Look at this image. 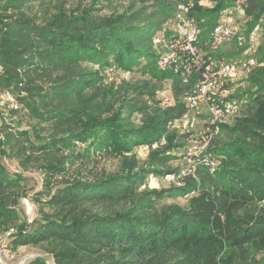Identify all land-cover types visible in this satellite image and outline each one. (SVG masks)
<instances>
[{
  "label": "trees",
  "instance_id": "trees-1",
  "mask_svg": "<svg viewBox=\"0 0 264 264\" xmlns=\"http://www.w3.org/2000/svg\"><path fill=\"white\" fill-rule=\"evenodd\" d=\"M33 1L38 0H0V89L11 91L38 121H53L59 132L35 142L28 130H10L9 124H0V156L9 151L24 155L23 164L33 154L44 158L39 166L41 189L32 195L39 219H21L11 226L10 247L45 245L57 264H96L110 250L133 264H241L235 259L246 244L264 248V210L237 213L264 201V0L237 2L247 18L246 31L258 27L260 35L254 52L256 65L241 79L246 83L247 115L230 127L218 124L217 130H225L227 138L209 137V158L198 159L192 173L185 175L178 166L166 167L175 158L171 151L183 147L191 136L170 127L184 114L182 103L146 113L145 106L124 102L126 115L121 108L113 112V103H108L102 116L87 105L99 93L97 71L88 78L75 70L55 74L47 88L35 79L62 63H87L179 82L171 71L156 67L153 40L163 31V21L187 5L186 15L198 22L202 43L220 13L236 0H210L211 7L198 1L188 5L187 0H153L139 7L132 2L122 12L107 16L97 13V0L73 10L58 3L53 12L45 9L41 18L23 13ZM149 7H155L154 13L162 19L150 18ZM206 64L204 58L195 66L197 72L189 81L197 80ZM238 82L225 89L231 90ZM91 88L96 91L85 96L84 90ZM110 91L102 92L116 95ZM21 93L24 96H18ZM134 111L143 113L139 125L130 120ZM82 113L85 120L79 125L76 119ZM208 126L212 133L217 131L214 124ZM140 146L150 151L147 163L136 172L95 175L90 180L65 178L71 167L88 165L91 154L121 155ZM210 161L216 162L212 173ZM165 174L176 176L180 185L138 190L148 175ZM24 180L20 173L9 174L0 161V226L20 219L18 205L27 197ZM190 192L197 194L188 200L186 210H149L154 200ZM123 203L131 205L103 214L92 210ZM29 264L46 263L37 257Z\"/></svg>",
  "mask_w": 264,
  "mask_h": 264
},
{
  "label": "rangeland",
  "instance_id": "rangeland-1",
  "mask_svg": "<svg viewBox=\"0 0 264 264\" xmlns=\"http://www.w3.org/2000/svg\"><path fill=\"white\" fill-rule=\"evenodd\" d=\"M92 0H38L27 3V7L23 9V13L32 17L41 18L45 9L47 12H53V6L61 3L63 8L67 10L82 9L91 4ZM198 1L206 7H211L213 4L210 0H191ZM244 0H236V4L231 5L226 9V13L229 16L231 23L238 29L239 32H247L246 20L243 10L238 8V3ZM134 3L135 7L141 5H151L153 0L141 1V0H97L95 6L100 7L97 13L101 16H107L110 14H115L122 12L130 3ZM156 12L155 7H149L147 13L150 18L162 19L160 14ZM223 12V11H222ZM221 12V13H222ZM220 13V14H221ZM163 29L165 32H170L174 30L173 22L163 21ZM257 37L260 35L257 33ZM223 44V45H222ZM220 48L215 51L217 54H229V52L234 49L233 43L224 42ZM156 50V48H155ZM75 70L84 74V77H90V73L97 71L98 75L101 77L100 82L97 86L99 88V93L97 96L93 97L89 104V109L94 112H101L104 116V107L108 103H113V112L116 109L121 108V112L126 115V108L122 107L124 102H128L136 107L145 106V112L151 113L154 109L164 108L174 104L175 102L182 103L183 98L188 93L191 85L188 83H181L174 81L172 79H150L148 75L141 74L140 72L130 71L128 76H125L121 70L114 68L111 71H106L103 67H97L96 65H90L87 63L78 64H67L62 63L57 69H54L51 73L37 77L35 80H40L38 83L41 84L43 88H47L49 81L55 74L66 73L68 71ZM169 72V71H168ZM51 74V75H49ZM237 84L232 85L230 95L232 97L246 98L244 95V90L246 89V83L242 80ZM106 89H111V93H116V95H111L110 93L104 94L102 91ZM96 91V88L84 90L85 94H91ZM106 92V91H105ZM92 93V94H93ZM18 96H24V93ZM86 96V95H85ZM116 100V101H115ZM246 102V101H245ZM247 104V105H246ZM244 103L241 111L238 115L234 117H229L217 124H224L230 127L238 118L247 115L248 103ZM104 114V115H103ZM202 114V115H201ZM204 112L201 111L197 117H189L187 125L182 126L177 123L178 126L172 128L177 133L190 132L191 136L186 141V144L178 148L177 150L171 151V155L175 156L174 159L170 160L166 167L178 166L181 170V175H185L189 170H193V164L197 162L198 159L203 158L206 160L209 158V154L206 153L209 137L226 139L227 134L225 130H217L216 132L209 133L205 130V119ZM143 113L140 111H134L131 114L130 120L135 125H139ZM85 120L84 114H80L76 121L79 125ZM4 122L9 124L10 130H28L31 134V140L38 142L39 139L47 140L52 133H58L59 129L53 121L50 122H40L26 112V109L17 102L15 96L11 91L0 89V124ZM208 134V135H206ZM211 135V136H209ZM163 144V141L160 142ZM155 145L153 146V148ZM150 148L148 146H140L134 148L131 152L124 153L121 155H106L103 153L91 154L90 162L85 167L76 168L71 167L65 175L66 179L71 178H83L92 179L95 175L101 174H112L120 175L128 171L136 172L139 167L144 166L148 161V154ZM28 151L25 152V155ZM24 155H17L14 152H8L5 156H0V161L9 174L20 173L25 180L22 181L26 184V198L20 199L18 205L20 219L13 222H9L6 225L0 226V264H29L33 259L39 257L44 259L46 264H57L53 257L49 254L48 249L45 245H21L16 249H12L9 244V233L12 232V227L18 224L21 219H26L28 222L33 219H39L38 206L32 201V195L41 189V170L40 164L44 159L41 154H33L28 162L23 164L22 159ZM212 170L214 171L216 162L212 161ZM210 167V168H211ZM164 175H148L145 179V183L141 185L138 190L144 189H165L169 186L180 185L177 181L178 178L174 176L173 180H165ZM60 184V183H58ZM197 192H190L184 194L183 196H166L161 199L154 200L150 207V212H169L173 210H186L188 200L196 195ZM131 203H123L113 208H107L103 206L93 207L92 210L100 214L108 213L109 210H124L130 206ZM46 209V208H45ZM264 210V201H260L256 204L248 205L243 209L237 211L239 216L245 214H255ZM168 262V261H167ZM166 262V263H167ZM235 262L241 264H264V248H254V246L245 245L243 252L240 256H237ZM170 263V262H168ZM96 264H133L129 259L123 258L116 254V251H104L100 258L96 261ZM156 264V263H153ZM157 264H165V262H160Z\"/></svg>",
  "mask_w": 264,
  "mask_h": 264
},
{
  "label": "built area",
  "instance_id": "built-area-1",
  "mask_svg": "<svg viewBox=\"0 0 264 264\" xmlns=\"http://www.w3.org/2000/svg\"><path fill=\"white\" fill-rule=\"evenodd\" d=\"M187 3L192 5L191 0H187ZM238 8L242 12L243 8L239 3ZM187 11V5L179 8L172 18L167 19L173 22L174 30L165 32L166 30L163 29L154 38L156 67L159 71H171L179 82L191 85L182 100L185 112L171 123V129L178 126L177 123L182 124L183 127L186 126L189 117H197L203 111L204 116L207 117L204 128L212 133L208 124H214L217 130L218 122L238 115L246 103L245 98L230 97L231 90L225 87L236 80L245 78L256 65L254 52L259 44V37H257L259 29L255 27L249 32H239L224 10L208 33L206 40L201 43L198 40L200 31L198 22L195 18L188 17ZM224 42L233 43L234 49L229 52L230 55L215 53ZM204 58L207 59V64L200 77L195 81H189V76L197 72L194 67L203 62ZM113 69L114 67H111L106 71ZM122 73L125 76L130 74L129 71H122ZM208 164L209 170H212L213 162L210 161ZM189 173L192 171L189 170L187 174ZM163 178L170 181L174 176L165 174Z\"/></svg>",
  "mask_w": 264,
  "mask_h": 264
}]
</instances>
